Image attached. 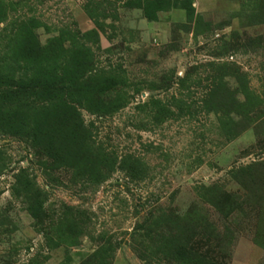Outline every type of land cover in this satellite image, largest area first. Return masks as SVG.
<instances>
[{
  "label": "rangeland",
  "instance_id": "374dc122",
  "mask_svg": "<svg viewBox=\"0 0 264 264\" xmlns=\"http://www.w3.org/2000/svg\"><path fill=\"white\" fill-rule=\"evenodd\" d=\"M159 1L0 0V264H264V0Z\"/></svg>",
  "mask_w": 264,
  "mask_h": 264
},
{
  "label": "trees",
  "instance_id": "16d2710c",
  "mask_svg": "<svg viewBox=\"0 0 264 264\" xmlns=\"http://www.w3.org/2000/svg\"><path fill=\"white\" fill-rule=\"evenodd\" d=\"M152 2H153V5L155 6V7H157V8H161L160 7V5H161V3H164V2H161V1H157V0H151ZM168 4H170L171 5V3L170 2H167ZM174 5V4H173ZM191 7V4H190V2H188V0H185V1H183L182 3H180V8L181 9H184V10H188V8H190ZM159 10V9H158ZM2 84H3V86L4 87H11V85H10V82L8 81H5V80H3L2 81ZM15 87H18V86H15Z\"/></svg>",
  "mask_w": 264,
  "mask_h": 264
}]
</instances>
